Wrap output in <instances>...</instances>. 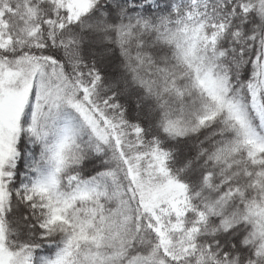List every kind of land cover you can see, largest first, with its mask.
Returning a JSON list of instances; mask_svg holds the SVG:
<instances>
[{"label":"snow or ice","instance_id":"snow-or-ice-1","mask_svg":"<svg viewBox=\"0 0 264 264\" xmlns=\"http://www.w3.org/2000/svg\"><path fill=\"white\" fill-rule=\"evenodd\" d=\"M0 264H264V0H0Z\"/></svg>","mask_w":264,"mask_h":264}]
</instances>
